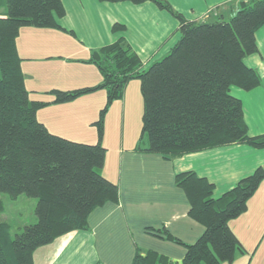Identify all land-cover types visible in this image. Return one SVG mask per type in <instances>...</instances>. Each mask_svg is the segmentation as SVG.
Masks as SVG:
<instances>
[{
    "label": "trees",
    "instance_id": "16d2710c",
    "mask_svg": "<svg viewBox=\"0 0 264 264\" xmlns=\"http://www.w3.org/2000/svg\"><path fill=\"white\" fill-rule=\"evenodd\" d=\"M153 2L178 21L179 38L161 59L143 67L141 58L123 37L91 52L88 63L100 72L101 82L71 90L52 89V101L33 100L25 85L17 51L23 27L54 28L65 15L61 0H0V193L11 199L24 194L36 199V221L12 234L0 221V264H34V251L57 237L88 228V215L97 206L118 200L117 185L101 170L106 148L104 120L111 104L121 99L132 80L139 81L142 98L141 133L145 152L165 159L231 144L264 148V134L250 135L241 100L232 87L249 91L259 86L258 72L245 57L258 51L256 31L264 25V0L240 2L227 20L186 19L168 0H99ZM112 31L125 26L114 23ZM105 90L106 101L93 123L97 141H74L50 132L36 112L50 103H64ZM141 150V149H140ZM189 202L188 215L204 231L184 244L165 230L155 235L182 244L180 261L156 252H136L132 264H221L232 262L245 248L229 226L242 215L264 181V167L213 197L214 184L192 170L175 175ZM4 210L0 199V213Z\"/></svg>",
    "mask_w": 264,
    "mask_h": 264
},
{
    "label": "crops",
    "instance_id": "0c3cea01",
    "mask_svg": "<svg viewBox=\"0 0 264 264\" xmlns=\"http://www.w3.org/2000/svg\"><path fill=\"white\" fill-rule=\"evenodd\" d=\"M61 1L65 15L58 21L73 34L28 26L17 36L25 85L33 100L52 101L50 90L55 88L71 90L100 83L99 70L86 60L93 50L120 37L138 54L143 67L165 56L179 38L178 21L150 1ZM168 1L194 21L227 20L240 6L233 0ZM114 23L123 24L125 29L112 31ZM256 42L258 51L246 56L245 63L258 72L259 86L249 91L231 89L241 100L250 135L264 134V25L256 31ZM132 83L127 84L122 98L111 104L104 120L102 144L106 153L101 173L117 185L118 200L95 207L88 215L87 229L71 231L37 248L34 264H132L137 251L180 261L185 247L154 233L165 230L190 244L204 227L188 215L189 202L176 186L175 175L192 170L206 177L214 184L213 197L217 198L257 167H264V148L246 144L208 148L171 159L143 151L147 144L145 137L140 139L142 107L138 96L133 107L130 97L137 86ZM105 101V90H98L72 101L50 103L38 109L36 117L52 133L95 143L93 123ZM117 103L121 110L110 124L111 108ZM130 109L134 111L133 127L126 120ZM229 226L245 252H236L232 262L221 264H264V181L249 199L247 210L229 221Z\"/></svg>",
    "mask_w": 264,
    "mask_h": 264
},
{
    "label": "rangeland",
    "instance_id": "374dc122",
    "mask_svg": "<svg viewBox=\"0 0 264 264\" xmlns=\"http://www.w3.org/2000/svg\"><path fill=\"white\" fill-rule=\"evenodd\" d=\"M99 80L101 81V79ZM132 81H133L132 85L136 84L137 89L136 88L134 89L136 92L134 93L132 92L130 99L133 104V107L134 106L136 107L137 100L135 96L136 97L138 96L139 103L141 104H142V99L140 96L141 94L139 93L140 92L139 81L138 80H132ZM233 88L234 87H232V89ZM30 95L35 96L36 94L30 93ZM118 104L119 103H117L115 106L113 105V107L111 108L110 113H111L112 118H111L110 124L114 123L115 114L121 110V106L120 104L119 105ZM141 104H140V109L142 107ZM126 120H127L128 125H131L132 127L134 126L135 119H134V111L132 109L129 110ZM136 122H137V118H136ZM94 129L96 131V127ZM0 199L3 201V204H4V210L0 213V221H6L10 224L12 234L21 232V230L23 229L25 225L34 223L36 221V215L34 213V208L36 204L35 198L28 197L24 194H21L16 199H11L8 194L0 193Z\"/></svg>",
    "mask_w": 264,
    "mask_h": 264
},
{
    "label": "built area",
    "instance_id": "2783aa9c",
    "mask_svg": "<svg viewBox=\"0 0 264 264\" xmlns=\"http://www.w3.org/2000/svg\"><path fill=\"white\" fill-rule=\"evenodd\" d=\"M233 1L247 3V2H249V1H251V0H233Z\"/></svg>",
    "mask_w": 264,
    "mask_h": 264
}]
</instances>
